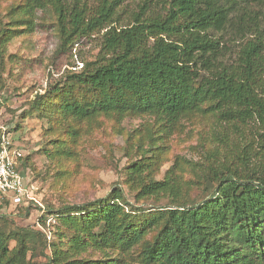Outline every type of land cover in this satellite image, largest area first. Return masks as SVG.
Instances as JSON below:
<instances>
[{"label": "trees", "instance_id": "trees-1", "mask_svg": "<svg viewBox=\"0 0 264 264\" xmlns=\"http://www.w3.org/2000/svg\"><path fill=\"white\" fill-rule=\"evenodd\" d=\"M136 1L24 0L13 8L24 14L12 20L18 25L52 6L63 43L104 31L97 57L37 93L24 115L72 132L73 124L102 117L149 115L171 130L185 118L211 115L226 140L244 128L252 139L236 155L209 152L199 182L207 195L198 201L177 175L178 160L162 179L146 176L142 161L131 163L126 178L136 198L167 203L133 208L115 188L64 204L49 212L57 220L50 245L43 232L14 226L1 213L12 205L3 202L0 264H43L33 259L44 240L48 264H264V0H165L161 12L146 3L128 9ZM122 15L129 20L118 25ZM9 30H1V42ZM228 41L237 44L232 61ZM53 142L60 156L75 155L64 140Z\"/></svg>", "mask_w": 264, "mask_h": 264}, {"label": "rangeland", "instance_id": "rangeland-1", "mask_svg": "<svg viewBox=\"0 0 264 264\" xmlns=\"http://www.w3.org/2000/svg\"><path fill=\"white\" fill-rule=\"evenodd\" d=\"M23 2L0 0V33L3 28L14 29L7 32L8 37L11 35L8 41H0V135L7 133L21 149L22 172L36 187L37 199L44 210L31 206L27 214L26 206H10L1 213L14 226H29L43 232L50 245L57 240V220L49 212L64 204L101 198L115 188L123 191L133 208L167 203L166 199L155 197L136 198V188L127 182L126 168L137 160L148 165L145 175L151 179H162L178 160L177 175L191 183V201L206 197L205 184L199 182L209 152L236 155L241 145L252 139V131L244 128L231 133L226 140L211 115L185 118L171 130L161 129L153 116L129 115L121 119L102 117L93 123H75L77 131L72 132L65 130L67 125L61 129L60 124L51 123L49 118L37 113L24 115L37 93L97 57L104 31L63 43L50 5L36 11L29 24L13 25V19L24 16L21 10L13 8ZM89 2L93 4L95 0ZM145 3L152 12H161L167 6L165 0H138L129 2L128 9L137 10ZM128 20L127 15H122L117 23L124 24ZM236 45L228 41L229 61L236 55ZM57 138L72 147L75 155L65 158L56 153L53 141ZM150 142L160 145L159 150L149 151ZM43 243H37L33 260L48 264L52 252L50 247H43ZM14 245L15 241H11L10 246ZM102 255L93 253L95 258ZM130 264L139 263L131 258Z\"/></svg>", "mask_w": 264, "mask_h": 264}, {"label": "built area", "instance_id": "built-area-1", "mask_svg": "<svg viewBox=\"0 0 264 264\" xmlns=\"http://www.w3.org/2000/svg\"><path fill=\"white\" fill-rule=\"evenodd\" d=\"M23 153L7 136L0 135V205L35 207L44 210L37 199L35 186L22 172ZM6 205V204H5Z\"/></svg>", "mask_w": 264, "mask_h": 264}]
</instances>
